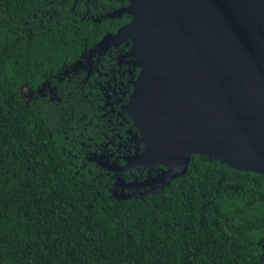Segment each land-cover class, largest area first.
Returning <instances> with one entry per match:
<instances>
[{"label":"trees","instance_id":"trees-1","mask_svg":"<svg viewBox=\"0 0 264 264\" xmlns=\"http://www.w3.org/2000/svg\"><path fill=\"white\" fill-rule=\"evenodd\" d=\"M106 3L112 13L131 5L0 0V264H264V173L193 152L186 172L161 190L117 198L79 143L90 133L77 118L98 123L99 101L23 97L133 21L130 11L97 20ZM132 47V38L117 47L136 69L120 108L142 153L127 109L143 70ZM140 167L151 176L163 168Z\"/></svg>","mask_w":264,"mask_h":264},{"label":"water","instance_id":"water-1","mask_svg":"<svg viewBox=\"0 0 264 264\" xmlns=\"http://www.w3.org/2000/svg\"><path fill=\"white\" fill-rule=\"evenodd\" d=\"M130 2L118 13L133 21L101 46L132 38L143 65L127 109L145 149L125 168L163 166L132 185L161 190L193 152L264 173V0Z\"/></svg>","mask_w":264,"mask_h":264},{"label":"flooded vegetation","instance_id":"flooded-vegetation-1","mask_svg":"<svg viewBox=\"0 0 264 264\" xmlns=\"http://www.w3.org/2000/svg\"><path fill=\"white\" fill-rule=\"evenodd\" d=\"M108 4L102 5L105 12H102L104 14L97 20L100 21L107 16H111L112 19L125 12L119 14L121 10L119 9L112 13L113 6ZM89 13L90 9L86 14ZM115 34L117 33L108 35ZM103 39L89 48H84L81 58L63 64L50 75L49 79L35 88H23V97L27 101L33 99L60 101L64 96L72 98L77 93H83L84 99L98 100L99 107L96 111L98 123L93 124L84 120L87 114L77 118L83 125V130L90 133L83 135L84 139L79 141L82 147L88 149L86 159L96 166L100 175L109 179L113 192L120 195L126 193L143 196L149 188L144 187L139 191L138 185L132 184L142 182L151 175L143 167L137 168L138 165L125 168L130 162L129 158L137 153L138 148L131 121L120 108V101L127 98L130 92L129 85L133 86L136 69L124 53L123 59L118 57L117 47L125 41L118 44L110 41L106 47L101 48ZM105 51L109 52L101 60L100 55ZM112 58H116L117 61H111ZM89 125L94 128L91 132L87 129Z\"/></svg>","mask_w":264,"mask_h":264}]
</instances>
